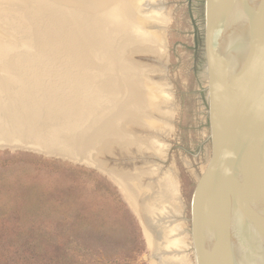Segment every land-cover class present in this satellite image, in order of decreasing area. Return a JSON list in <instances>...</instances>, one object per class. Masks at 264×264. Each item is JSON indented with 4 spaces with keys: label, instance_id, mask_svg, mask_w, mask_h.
<instances>
[{
    "label": "rangeland",
    "instance_id": "obj_1",
    "mask_svg": "<svg viewBox=\"0 0 264 264\" xmlns=\"http://www.w3.org/2000/svg\"><path fill=\"white\" fill-rule=\"evenodd\" d=\"M137 7L125 10L124 14L117 13L116 24L107 19L108 28L103 33L112 38L111 44L101 46L83 37L89 57L119 86L110 100L102 101L109 113L104 116L93 113L90 119L96 123L115 120L143 123L155 129L168 144L165 154H158L153 160L177 186L187 232L174 246L180 251L172 252L184 255L177 264H195L190 235L191 199L212 153L207 102L206 0H145ZM0 8H5L10 16L20 11L19 6L5 0H0ZM70 8L84 16H98ZM145 8L151 9V20L141 14ZM134 18L142 23L138 25ZM22 33L31 34L28 29L0 23V77L6 76L3 62L15 56L24 60L32 59L29 54L42 55L38 44L29 38L22 39ZM142 38L152 41L140 45ZM2 44L7 46L3 48ZM128 44L127 51L121 54L122 45ZM100 50L107 58H102ZM143 55L163 63V78L168 86L155 82L153 76L158 72L154 67L146 66L142 70L145 75L140 76L143 64L138 61H144ZM35 66L33 63L30 68H4L28 81L26 72ZM132 66L138 69L134 71ZM134 72L139 73L138 77ZM11 94L10 90L0 92V105L8 114L14 111ZM12 97L23 101L19 94L13 93ZM150 99L156 100L152 103ZM24 101L34 106L33 101ZM143 103L151 112L153 124L144 121L136 108H145ZM23 118V124L30 126L27 116ZM1 120L4 119H0V126L7 127L8 123ZM150 147L157 151L153 143ZM92 163L82 156L74 159L46 154L0 138V264H161L158 254H162V248L149 243L151 237L145 220L139 218L116 185Z\"/></svg>",
    "mask_w": 264,
    "mask_h": 264
},
{
    "label": "bare ground",
    "instance_id": "obj_2",
    "mask_svg": "<svg viewBox=\"0 0 264 264\" xmlns=\"http://www.w3.org/2000/svg\"><path fill=\"white\" fill-rule=\"evenodd\" d=\"M117 1L5 0L6 3L19 6L20 11L18 15L10 16L5 8H0L1 25L28 29L31 34L27 36L26 33H22L21 38H29L35 43L40 42L44 51L42 55L34 59L23 60L15 56L10 61L3 62L5 66H2V71L6 73V76L0 77V92L10 90L12 94L21 95L23 101H20L18 97H12L11 94L14 110L12 114H8L0 105V119H4L1 122L8 123L7 127L0 126V138L6 137L19 144L34 147L42 153L63 155L74 159L82 156L93 162L92 164L96 165L98 170L116 185L139 218L142 217V220H145L148 235L151 237L149 243L156 248L164 249V251L161 249L162 254L161 252L158 254L161 257V264H177L178 261L183 260L184 255L175 254L174 252L180 250L174 246L179 243L183 235L187 234L185 224L182 222L183 204L171 177L166 176L159 163L153 160L158 154H165L168 144L155 129L144 126L143 123H121L118 120L113 123H96L90 119L93 113L98 112L103 116L109 113L103 107L107 104L102 101L110 100L113 92L115 90L118 92L119 86L117 82L110 80L105 71L96 66L89 57L86 40L83 37L85 36L87 41L100 43L101 46L111 44L112 38L103 33L104 28H108L107 19L109 21L113 19L112 21L116 24L117 13L124 14L125 10H132L145 0H120L119 4ZM121 5H124V8ZM70 7L98 13V16H84L79 10H73ZM145 9L141 14L146 16L144 18L151 20V9ZM133 21L138 25L142 23L135 18ZM151 41V39L142 38L139 44L148 45ZM157 41V38L154 39V42L157 43ZM6 46L1 45L3 48ZM128 47L129 44L122 45L120 53L127 51ZM100 52L102 53L101 50ZM101 56L107 58L105 53ZM141 57L144 61L139 60L138 63L144 66H140V76L145 75L142 71L145 68L154 67L157 70L155 72H158L153 76L154 79L156 78L155 82L165 83L168 86V81L163 78L165 71L163 63L159 60L153 62L145 55ZM33 63L36 64L35 68L28 71L31 74L29 79L32 82L31 85L18 73L5 70L6 66L17 69L24 66L30 68ZM90 65L93 66L91 69ZM132 68L134 69L133 66ZM139 73L134 72L133 75L138 77ZM206 73L208 76L207 66ZM126 76L129 77V75ZM10 80L15 82L14 85L9 83ZM139 83L140 86L143 85ZM24 99L33 101L34 106L26 105ZM155 100L152 99L151 102L154 103ZM143 105L147 107V104L143 103ZM146 107L136 108L141 112L144 121L148 120L150 124H153L151 112ZM24 116L30 120V126L23 124ZM152 143L157 147V153L151 150ZM210 201L211 198L204 195L197 209L198 241L201 253L195 245V256V246L192 241L195 264H198L200 257L203 258L201 227ZM157 251L154 250V253H158Z\"/></svg>",
    "mask_w": 264,
    "mask_h": 264
},
{
    "label": "water",
    "instance_id": "obj_3",
    "mask_svg": "<svg viewBox=\"0 0 264 264\" xmlns=\"http://www.w3.org/2000/svg\"><path fill=\"white\" fill-rule=\"evenodd\" d=\"M206 49L212 153L190 220L200 253L197 209L211 201L198 264H264V0H206Z\"/></svg>",
    "mask_w": 264,
    "mask_h": 264
}]
</instances>
